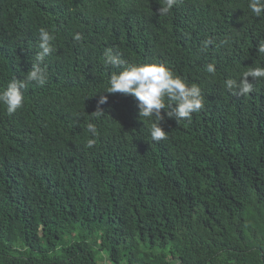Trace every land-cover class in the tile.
Here are the masks:
<instances>
[{
  "label": "trees",
  "instance_id": "trees-1",
  "mask_svg": "<svg viewBox=\"0 0 264 264\" xmlns=\"http://www.w3.org/2000/svg\"><path fill=\"white\" fill-rule=\"evenodd\" d=\"M162 6L0 0V88L30 70L40 27L56 37L46 84L11 115L0 106V264H264V78L247 95L224 86L264 66V15L248 0ZM107 49L165 64L201 88L203 108L165 117L167 139L153 141L132 96L103 92L120 70Z\"/></svg>",
  "mask_w": 264,
  "mask_h": 264
},
{
  "label": "clouds",
  "instance_id": "clouds-1",
  "mask_svg": "<svg viewBox=\"0 0 264 264\" xmlns=\"http://www.w3.org/2000/svg\"><path fill=\"white\" fill-rule=\"evenodd\" d=\"M178 0H163V6L157 10L160 15H166L176 5ZM248 9L255 16L264 15V0H248ZM55 35L44 27L38 29V51L35 54L31 68L23 79H10L6 86L0 88V106L11 115L24 105V90L34 82L44 86L48 80V73L42 65L45 58L55 51L53 41ZM79 41L81 36L74 35ZM259 54H264V41L258 45ZM104 63L114 71L108 81L107 93H120L132 96L137 102L138 116L149 123V133L153 141L167 139V132L163 130L161 122L165 117L176 122L191 120L192 114L200 111L204 105L201 88L197 84H189L186 79L174 73L165 64L158 61L127 64L111 49L104 52ZM207 73L213 76L216 68L208 64ZM249 77L252 78L249 81ZM264 78V66L249 67L240 73L239 79L229 78L224 81V86L236 95H247L254 90L253 81ZM108 97L101 95L97 101V109L92 114L93 119L100 118L104 112L100 105L106 104ZM164 110V114H161ZM87 131L92 138L87 139L86 146L91 148L95 144L98 129L95 123H87Z\"/></svg>",
  "mask_w": 264,
  "mask_h": 264
},
{
  "label": "rangeland",
  "instance_id": "rangeland-1",
  "mask_svg": "<svg viewBox=\"0 0 264 264\" xmlns=\"http://www.w3.org/2000/svg\"><path fill=\"white\" fill-rule=\"evenodd\" d=\"M102 261H99V264H109L107 257L104 253H102L101 255Z\"/></svg>",
  "mask_w": 264,
  "mask_h": 264
}]
</instances>
